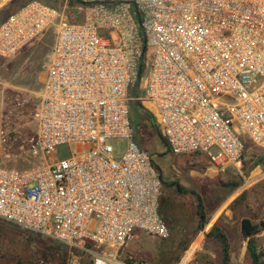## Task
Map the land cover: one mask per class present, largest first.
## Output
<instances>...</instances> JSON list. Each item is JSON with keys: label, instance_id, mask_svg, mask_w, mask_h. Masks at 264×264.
I'll return each mask as SVG.
<instances>
[{"label": "built area", "instance_id": "2783aa9c", "mask_svg": "<svg viewBox=\"0 0 264 264\" xmlns=\"http://www.w3.org/2000/svg\"><path fill=\"white\" fill-rule=\"evenodd\" d=\"M79 1L91 4L81 23L32 1L0 24V60L55 29L25 141L37 158L0 164V220L87 264H146L120 252L135 232L166 238L168 228L128 105L141 104L174 155L203 154L224 170L241 164L247 143L264 150V0Z\"/></svg>", "mask_w": 264, "mask_h": 264}, {"label": "rangeland", "instance_id": "374dc122", "mask_svg": "<svg viewBox=\"0 0 264 264\" xmlns=\"http://www.w3.org/2000/svg\"><path fill=\"white\" fill-rule=\"evenodd\" d=\"M32 1L57 9L70 23L83 22L91 6L79 0H0V24ZM54 39L52 27L13 57L0 60V131L7 137L0 147V164L5 167L24 169L37 158L26 151L25 141L35 131L32 115ZM138 86L131 90L132 98L142 95ZM128 107L137 143L150 154L159 174V211L168 235L159 238L135 232L120 256L146 264H222L218 236H223L227 264H255L247 249L250 239L264 264V150L247 143L241 164L221 170L203 154H172L141 104L132 101ZM111 145L121 154L122 142ZM70 149L75 153L79 146ZM67 150L62 147L58 157L67 156ZM243 219L250 220L259 232L244 238ZM88 262V255L79 250L0 220V264Z\"/></svg>", "mask_w": 264, "mask_h": 264}, {"label": "trees", "instance_id": "16d2710c", "mask_svg": "<svg viewBox=\"0 0 264 264\" xmlns=\"http://www.w3.org/2000/svg\"><path fill=\"white\" fill-rule=\"evenodd\" d=\"M138 83H139V81H138ZM138 83H137V85H138ZM150 118H151V116H150ZM151 120H152V118H151ZM202 218H204V217H202ZM240 227H241V234L244 238H251L252 236H254L255 234H257L259 232V229L255 225H253L251 223V221L248 219H243L241 221ZM218 239L220 240V242L222 244V248H223V262H222V264H227V244H226V241L223 238V236H218ZM247 249H248V253L250 254V256L252 258V261L255 264H262V263H260V261L258 259V255L255 251L254 240H252V239L249 240L248 245H247Z\"/></svg>", "mask_w": 264, "mask_h": 264}]
</instances>
